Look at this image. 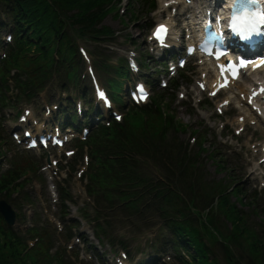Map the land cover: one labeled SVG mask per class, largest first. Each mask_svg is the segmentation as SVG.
Masks as SVG:
<instances>
[{
    "label": "rangeland",
    "instance_id": "rangeland-1",
    "mask_svg": "<svg viewBox=\"0 0 264 264\" xmlns=\"http://www.w3.org/2000/svg\"><path fill=\"white\" fill-rule=\"evenodd\" d=\"M156 1V10L149 15L137 14L139 9L135 4V9L131 4L129 6L130 0H99L95 4L94 8L101 5L97 16L102 25L100 33L103 35L108 33L109 37H113L112 43L108 45L100 43L105 47L101 48L104 52L102 61H105V65L108 64L112 67L114 64L120 65L122 62L123 66L119 70L125 71L123 70L125 68L128 71V78L126 80L121 78L122 86L128 89L134 82L139 81L138 89L148 91L149 99L154 93H160L161 90H166L172 95V80L178 79V76L182 74L183 77L178 81L179 88L177 92L174 91L175 99L165 100L160 107L163 110L170 108L171 112L163 111L165 115H163L158 128L168 126L167 120H169L171 128L167 132V143L169 141L177 142L181 152L189 151L190 156H194L195 160L199 158L204 168L203 176L208 181H228L231 188L229 191L230 203L239 210H241V206L243 207V211L248 215L250 225L261 236L260 229L264 222V123L252 117L253 113L244 105L245 102H238V98H236L238 90L248 88L259 77H250L252 78L250 83L246 81L247 78H243L240 84H235L234 87L220 93L217 98H212L209 90L202 92L201 88L199 89L197 86L207 67L199 66L197 60L187 63L185 69L170 75L168 66L162 65L164 63L162 61L159 63L156 61L162 55L156 58L159 54L155 55L156 47L150 42V30L158 24L169 21L173 36L179 38L180 34H185L187 24L184 22L183 16L179 17L177 13L186 2L185 0H176L180 2V9L177 7L174 11L163 7V4H167L171 0ZM191 1L189 0V3ZM196 1L198 4L205 3V0ZM40 2L43 5L41 0ZM46 13L47 11L44 9V12L39 13V16L47 17ZM68 13L76 15L73 11H68ZM6 24V18L0 11V25H2L0 28V65L3 61L8 60L5 56L9 43L6 42H8L11 27H4ZM181 40L186 39L183 37ZM79 45L85 49L90 60L94 61L91 42L82 41L79 42ZM21 58H24L20 61L21 68L7 67V74L11 70L10 75H13L14 70L12 69H15L21 74H25L26 82L34 86L35 82L44 78V70L35 71L32 68V64L38 61L41 56L35 49H31L25 51ZM166 59L167 57L164 61ZM108 60L110 61L107 62ZM131 62L138 67L137 76L130 74V68L127 65ZM85 64L87 66L89 62ZM90 64L95 71L94 62L90 61ZM95 75L100 84L104 86L103 79L97 71H95ZM50 76L52 78V74ZM161 80L167 84L166 88H161ZM150 82L156 87L151 89L146 85ZM7 85L9 88L4 93H6L5 100L9 101V106L5 104V107H0V136L2 135L0 138V177L12 169L14 163L23 167L25 174L16 182L20 189L15 190L13 194L10 192L8 197L4 196L0 201L10 205L15 212L16 219L12 229L19 235L20 242L27 249L25 252H31L32 258L40 257L42 255L33 254V251L36 250V245L39 242L47 241V260L44 258V261L39 262L41 264L50 263V259L53 261V255L56 253V259L61 257V262L64 264H117L116 260L119 258L126 259L125 263L121 261L123 264H136L149 258L150 254L147 255L146 244L153 239V232H156L158 228L151 231L146 229L143 233H139L141 223L137 218H131L128 212L121 213L119 208L109 211L105 201L101 205L105 208L104 210L95 211V207L92 208V199L85 191L87 165L85 162H81V155H78L73 142L69 144L64 136H61L60 138L64 142L63 147L47 146L43 149L35 147L33 150H27L24 143L14 140L24 137L22 131L27 127L23 125L16 128V126L20 125L25 109L30 111V119L27 120V124L33 133L43 126L45 130H48L52 125L56 126L62 119L60 112L66 106V99L69 98L62 94L56 85V79L46 85V89L42 93H34L31 101L20 93L17 94L13 90L12 83L11 86ZM104 95L106 99L105 92ZM122 95L119 103L112 96L111 106L108 98L106 99L110 108H104L101 102L96 100L95 105L99 110V116L101 119L104 118L102 123L106 126L110 118H113L112 114L122 117L126 113V116L131 117L134 109L131 107L130 94L125 96L123 91ZM70 98H73L74 101L78 100L75 93L72 92H70ZM226 100L230 101V104L223 106ZM86 108L87 106L82 104V109ZM75 110L80 116L77 121L80 126V134L74 131H66V134L69 139L83 140L79 142L83 145L93 136L92 130L101 121L96 118L92 119L93 125H88L89 129H86V134H83L82 123L85 117H82L78 102L75 104ZM132 119L134 125H139L138 118L133 116ZM85 124L83 123V125ZM74 128L76 129L77 126ZM84 138L87 139L84 140ZM2 142H5L6 145ZM87 153V150L83 151V155ZM193 153L195 154L193 155ZM78 170L79 172H77ZM82 171L84 173L81 178ZM147 171H150L152 175L157 173L158 177L163 174L160 168L154 166H150ZM55 182L71 196V203L64 204V206L59 204V192L53 186ZM25 186L26 189H22ZM236 188L240 190L238 195L233 193ZM23 192L26 193V198ZM257 205L259 207H256ZM252 206L254 207L253 212L250 211ZM221 210L218 219L223 225L220 229L237 234L242 241L244 237L235 228L236 217L230 213L228 208L222 207ZM61 211L67 214L63 221L68 225L66 232L69 228L77 227V230L70 233L72 240H68L66 243ZM17 215L19 216L17 217ZM96 215H100L98 219H95ZM223 215L226 219L222 218ZM97 223L100 225L103 223V226L108 225L109 227L107 229L108 236L99 242L95 238ZM115 239L124 241L125 248L122 249V246L117 244L114 246ZM208 241L215 257L221 261V256L218 254L220 248L212 241ZM242 248L245 246L243 245ZM125 250H128L131 259L123 258L120 255ZM160 263L179 264L170 255L161 258ZM52 264L54 263L52 262Z\"/></svg>",
    "mask_w": 264,
    "mask_h": 264
},
{
    "label": "trees",
    "instance_id": "trees-1",
    "mask_svg": "<svg viewBox=\"0 0 264 264\" xmlns=\"http://www.w3.org/2000/svg\"><path fill=\"white\" fill-rule=\"evenodd\" d=\"M41 1L43 5L40 0H0V11L11 27V44L6 54L8 60L0 65V72H3L0 74V107H5V104L9 106L4 93L9 88L7 84L11 86L12 83L17 94L31 100L34 93L42 92L53 79H56L61 92L75 93L79 100L89 105L92 88L88 75L83 73L84 63L78 51V42L82 41H90L94 45L92 55L95 69L102 77L110 97L113 96L119 103L123 96L121 78L126 80L128 71L125 68V71L119 70L122 62L114 67L105 65V61H102L104 52L95 45L113 41L108 33H100L102 25L97 16L101 5L94 8L99 0ZM130 4L133 9L136 5L139 9L137 14L143 15L155 8L154 0H130ZM44 9L48 18L39 16ZM31 49L41 56L32 64V68L45 71L44 78L35 82L34 86L26 82L25 74L12 69L14 74L10 75L11 70L8 74L6 70L7 67L21 68L20 61L24 60L22 54ZM181 77L182 74L172 80V95L166 90L154 93L146 106H132L135 111H132L131 117L124 115L119 122L111 119L108 126L100 124L85 144H75L81 159L83 151H88L90 162L85 174V191L92 199V208L95 207V211L104 210L101 205L105 201L109 211L119 208L121 213L128 212L131 218H137L141 223L139 233L158 228L150 247L152 258L141 264L157 263L166 255L175 258L179 264H264V222L259 236L250 225L243 207L239 210L230 203L228 181H208L203 176L204 168L199 158L195 160L188 151L181 152L177 142L167 143V132L171 128L169 120L168 126L158 128L166 110L160 107L165 100L175 99L174 91ZM148 84L155 88L153 83ZM72 104L69 99L62 110L65 127L76 122ZM165 112L169 113L171 109L167 108ZM84 116L90 123L94 119L90 105ZM133 116L138 118L139 125H134ZM150 166L160 168L163 174L160 177L157 173L152 175L147 171ZM22 172L23 167L14 163L13 168L0 177V199L20 189L16 182L25 174ZM56 189L61 206L71 202V196L60 185L57 184ZM233 193L238 195L239 188ZM23 195L26 198V193L23 192ZM220 207L230 209V213L236 217L235 228L244 237L242 241L237 234L220 229L223 225L218 219L222 212ZM253 208H250L251 212ZM64 214H61L62 222ZM96 216L95 219H98L100 215ZM222 218L226 219L224 215ZM103 223L96 225L98 240L108 236L109 227L103 226ZM63 224L68 240L71 231L77 227L66 232L67 227ZM207 239L220 248L218 254L221 261L215 257ZM116 243L123 246L121 241ZM243 245L245 248H242ZM36 246L33 254L42 256L32 258L31 252H25L27 249L20 242L19 235L14 234L0 217V264H41L39 262L44 258L47 260V241L39 242ZM53 256V261L50 259L47 264H64L61 257L56 259L57 253Z\"/></svg>",
    "mask_w": 264,
    "mask_h": 264
},
{
    "label": "bare ground",
    "instance_id": "bare-ground-1",
    "mask_svg": "<svg viewBox=\"0 0 264 264\" xmlns=\"http://www.w3.org/2000/svg\"><path fill=\"white\" fill-rule=\"evenodd\" d=\"M186 1H188V0H186ZM214 2H215V0H205V3H199L198 4L196 0H192L189 4L184 3L185 5L183 7H181V9H180V5H179L180 2L172 1L168 4V6L171 9L179 7L180 13L178 14V16L179 17L183 16L184 22L188 25V23L190 21L197 20L198 18H200V16L205 15L207 13V11L212 10ZM192 4H193V6H192ZM200 4H201V6H199ZM164 6L165 5H163V7ZM263 7H264V4H263ZM163 14H164V11H163ZM204 18L206 19L207 17H204ZM165 24L170 26L169 21L166 22ZM158 27H160V26H158ZM172 38L176 39L175 36H173ZM167 43L170 44L171 46H173V48H177V43L174 42L172 39H169L167 41ZM162 53H163V51L158 50L155 55H158V54L159 55L156 56V58H158ZM130 69H131L132 75H135V76L138 75V67L135 63L131 62ZM209 69L210 68L207 67L205 69V72L209 71ZM207 73H208V75H203L201 77L202 79L198 82V85H201V86L206 85L209 88V92H210V91H213L214 88L218 84H217L216 76L211 74L210 71ZM263 79H264V76L261 78V80H263ZM247 80H250V79H247ZM248 82L250 83L251 81H248ZM257 83H261V82H257ZM233 85L234 84H232L230 87H232ZM252 85H254V84H252ZM252 85H250L248 88H241L240 90H238V92L236 93V98H238L237 99L238 102L243 101L248 105V107H247V105L244 103V105L247 107V109L253 113V115H251L252 117H255V119L260 120L261 123H264V97H262L258 94V90H259V88H262V86L252 88L253 87ZM130 87H131V85H130ZM227 103L230 104V101L227 100L225 105H227ZM259 115L261 116L262 120L259 117ZM29 119H30V116H26L24 124L20 123V125L16 126V128H20L23 125H25V127L28 128L27 120H29ZM123 263H125V262H123Z\"/></svg>",
    "mask_w": 264,
    "mask_h": 264
},
{
    "label": "snow or ice",
    "instance_id": "snow-or-ice-1",
    "mask_svg": "<svg viewBox=\"0 0 264 264\" xmlns=\"http://www.w3.org/2000/svg\"><path fill=\"white\" fill-rule=\"evenodd\" d=\"M259 2L260 0H238L236 14L232 17V27L240 32L243 38H249L258 31V26L264 25V8L249 7ZM161 31H164L163 27Z\"/></svg>",
    "mask_w": 264,
    "mask_h": 264
},
{
    "label": "water",
    "instance_id": "water-1",
    "mask_svg": "<svg viewBox=\"0 0 264 264\" xmlns=\"http://www.w3.org/2000/svg\"><path fill=\"white\" fill-rule=\"evenodd\" d=\"M0 216L8 226H12L14 221V212L4 201H0Z\"/></svg>",
    "mask_w": 264,
    "mask_h": 264
}]
</instances>
